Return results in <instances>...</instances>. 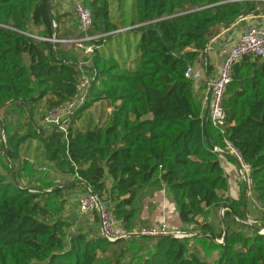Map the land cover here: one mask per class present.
Instances as JSON below:
<instances>
[{
  "label": "trees",
  "instance_id": "1",
  "mask_svg": "<svg viewBox=\"0 0 264 264\" xmlns=\"http://www.w3.org/2000/svg\"><path fill=\"white\" fill-rule=\"evenodd\" d=\"M83 1L93 15L92 34L109 33L88 42L90 54L76 43L31 36L80 35L76 17L54 12L52 0H0V123L6 136L0 156V264H264V234L246 220L250 196L264 207V59L246 55L237 61L223 95L225 136L250 170V185L240 182L238 198L229 195L228 175L214 151L224 146L223 136L204 120L193 81L185 75L220 27L264 0H129L130 11L119 16L124 23L112 17L110 0ZM124 24L135 37L132 55L121 60L109 41ZM83 73L89 85L77 114L63 129L39 127L36 107L48 111L68 102ZM101 102L110 110L107 116L92 127L79 125L83 112ZM16 108L26 118L12 124L7 113ZM34 141L45 161L71 175L74 184L88 186L124 228L133 230L140 221L148 189L165 185L180 222L202 235L109 242L75 228L60 215L62 189L48 192L18 180L13 165L20 162L22 145ZM222 206L227 208L217 230L208 218ZM259 220L252 225L264 228L263 215ZM213 237L224 238L223 244ZM200 247L208 256L215 252L212 263Z\"/></svg>",
  "mask_w": 264,
  "mask_h": 264
},
{
  "label": "built area",
  "instance_id": "2",
  "mask_svg": "<svg viewBox=\"0 0 264 264\" xmlns=\"http://www.w3.org/2000/svg\"><path fill=\"white\" fill-rule=\"evenodd\" d=\"M73 4V11L78 21L80 35L76 38H57L55 33L52 37H43L36 34L31 36L40 41H51L53 43H76L83 48L86 53L92 52V46L89 41L97 37H106L109 33L92 34L94 19L91 10L84 5L80 0H66ZM244 16V15H242ZM241 16V17H242ZM53 25L56 24L53 22ZM5 28H12L10 25H3ZM131 29V26L118 29L111 34L123 32ZM223 61L217 72L212 77H205L204 70L193 65H189L185 75L194 82H201L204 85L202 109L204 112V120L210 121L212 126L219 130L223 136V147H214V151L220 155L229 154L238 160L240 165V174L244 181L250 185L249 166L241 159L237 149L225 136L227 121L226 114L223 108V95L231 80L233 65L246 55L258 56L264 59V24H255L253 21H248L244 29L240 33L237 42L229 47L224 54ZM89 85V78L83 73L76 85L77 94L68 102L49 109L43 119L44 126H57L63 129L64 124L76 109H79L85 103L86 91ZM68 117L62 124L64 116ZM79 209L84 213L96 214L99 221L100 235L109 242H114L119 239L139 237L144 235L161 236L174 234L176 237H185L196 235V232H181L175 229H170L167 221H162L161 224L151 227H143L139 231L128 230L116 219L110 207L103 202L100 197L93 192L88 186L79 197Z\"/></svg>",
  "mask_w": 264,
  "mask_h": 264
},
{
  "label": "rangeland",
  "instance_id": "3",
  "mask_svg": "<svg viewBox=\"0 0 264 264\" xmlns=\"http://www.w3.org/2000/svg\"><path fill=\"white\" fill-rule=\"evenodd\" d=\"M84 3L83 0H80ZM111 2V15L114 18V20H119L120 23L121 19L123 20L124 17L119 16L126 12L128 13L131 8V1L129 0H110ZM261 7H264L262 5ZM127 26V24H124L123 26ZM126 27H121L126 28ZM135 37V33L130 30H125L123 32L117 33L115 36L111 38L109 41L111 46L114 47L115 52L118 51V55L120 56L121 60H126L125 56L129 53H131L132 49V43L133 39ZM130 49V50H129ZM131 64L133 63V60L130 61ZM16 111V112H15ZM47 109H44L43 107H36L35 114H34V120L36 124L39 127H45L42 124V119L46 113ZM110 110H108L107 106L103 104V102L95 104L93 107L86 109L82 117L78 120L79 125L82 127H89L94 126L99 120L104 119V117L107 116ZM78 112V109L74 111V113L71 115L74 116ZM7 119L13 123H18V119L26 118L25 116H21L19 113V109L16 108L13 112L7 113ZM26 115V114H25ZM68 117L64 116L62 119V124L64 120ZM5 133H4V124L3 122L0 123V156L2 155L1 151L3 148V145L5 144ZM20 162L14 164L13 168L18 174V180L20 181L21 185L24 186H32L35 188H43L48 190L50 192L54 189H62L63 190V210L61 212V216L70 220L73 223V226L75 228H81L84 231H91L93 228L98 227L99 221L96 214L91 213H84L81 212L79 209V197L84 192V189L81 185L74 184V178L71 175H64L59 171V169L54 166L52 163L47 162L43 159L42 156H40V151L37 149V144L34 141L30 147L27 146V142L22 145L21 152H20ZM12 168V167H11ZM237 170V177L234 173H229V182L231 190H234L237 188V183L240 181V171ZM4 172H6L4 170ZM242 182L244 181L241 177ZM246 183V181H245ZM247 184V183H246ZM59 199H55V201H58ZM164 221V220H162ZM162 221H156L153 226L159 225L162 223ZM167 221V220H165ZM170 221H167L169 224L170 229H175L176 231L181 232H191L188 230H191L193 227L189 226L187 228L183 224L181 226H173V223ZM142 220L137 222V224L134 227V230L139 231L141 228H143ZM188 229V230H187ZM202 235V234H201ZM198 235V236H201ZM164 236V235H161ZM196 235H191L188 237H194ZM221 241L222 239H217ZM200 254L201 256L208 262L214 261L216 254L215 252H212L209 256L207 255V249H202L200 247ZM209 257V258H208ZM129 260V256L125 260L127 262Z\"/></svg>",
  "mask_w": 264,
  "mask_h": 264
},
{
  "label": "crops",
  "instance_id": "4",
  "mask_svg": "<svg viewBox=\"0 0 264 264\" xmlns=\"http://www.w3.org/2000/svg\"><path fill=\"white\" fill-rule=\"evenodd\" d=\"M53 11L56 13L70 12V16L75 19V14L73 11V4L66 0H52ZM65 22L69 21V18H62ZM248 21H253L255 24H264V7H260L257 10L248 13L242 17H239L237 21L230 26H222L218 31L210 38L205 49L202 51L200 57L195 62L196 66L204 70L205 77H212L216 74L217 69L221 65L225 51L237 42V39L244 29ZM193 92L196 98L201 102L202 108V99L204 92V85L201 82L193 83ZM109 110V109H108ZM230 155H220V162L224 170L228 175L229 183V195L233 198H238L240 196V182H242L241 177L240 181L237 183V188L231 190L229 182V173H234L237 177V170L240 171V165L238 160L233 162L228 158ZM233 157L234 156H230ZM236 158V157H235ZM238 178V177H237ZM110 183V181H109ZM247 186H249L247 184ZM84 191L86 186H82ZM249 192V187H247V194ZM250 194H248L249 197ZM140 219L142 220L143 227H151L156 221L167 220L173 223V226H181L182 223L178 217V212L176 210L175 204L171 198V194L168 191L167 186L163 185L161 189L152 190L148 189L146 196L141 200L140 203ZM221 210L222 207L211 209V214L208 218V221H211L215 228L219 230L221 226ZM261 215H263L264 221V207H260L253 199L249 197L248 203V214L246 220L249 223L260 224ZM240 220L239 218H237ZM169 223V222H168ZM170 224V223H169ZM192 227V226H191ZM88 231V230H87ZM90 233L100 234L99 225L96 228H93ZM200 233L196 232V236ZM209 262V261H208ZM213 261H211L212 263Z\"/></svg>",
  "mask_w": 264,
  "mask_h": 264
},
{
  "label": "water",
  "instance_id": "5",
  "mask_svg": "<svg viewBox=\"0 0 264 264\" xmlns=\"http://www.w3.org/2000/svg\"><path fill=\"white\" fill-rule=\"evenodd\" d=\"M205 136H206V139L209 141V138H208V136H207L206 133H205ZM225 208H227V207H226V206H222L221 213H223V210H224ZM221 221L224 222V219H223V217H222V214H221ZM248 223H249V222H248ZM249 225L252 226L253 229H255L257 232L264 234V228H258V227H255V226L252 225V223H249ZM209 234L212 235V233H209ZM164 236L172 237V236H175V235H174V234H168V235H164ZM213 238H214V237H213ZM214 239H215V241H217L218 243L223 244V240H224V238H222L221 241L217 240L216 238H214Z\"/></svg>",
  "mask_w": 264,
  "mask_h": 264
}]
</instances>
